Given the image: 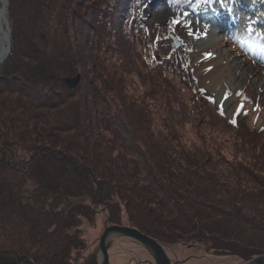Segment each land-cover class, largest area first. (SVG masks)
Masks as SVG:
<instances>
[{
	"label": "trees",
	"instance_id": "trees-1",
	"mask_svg": "<svg viewBox=\"0 0 264 264\" xmlns=\"http://www.w3.org/2000/svg\"><path fill=\"white\" fill-rule=\"evenodd\" d=\"M119 1L107 4L111 14L100 15L107 0L89 10L86 0H6L0 264H99L95 253L83 255L87 245L78 229L98 213L106 214L108 225L133 228L161 246L201 242L211 253L236 256L239 264L264 255V179L237 170L215 173L210 156L199 159L155 141L144 111L126 104L113 110L85 81L80 68L85 53L103 43L99 28L107 30L115 11L122 24L133 1L143 9L151 0H122L123 10ZM200 1L168 0V6H181L183 13ZM83 9L92 13L93 26L77 13ZM138 22L134 16L133 27ZM76 75V90L68 89L64 80ZM44 84L49 96L35 89ZM82 85L90 89L78 99L74 92ZM116 118L133 143L116 128Z\"/></svg>",
	"mask_w": 264,
	"mask_h": 264
},
{
	"label": "rangeland",
	"instance_id": "rangeland-1",
	"mask_svg": "<svg viewBox=\"0 0 264 264\" xmlns=\"http://www.w3.org/2000/svg\"><path fill=\"white\" fill-rule=\"evenodd\" d=\"M107 1L100 7V15L111 14L106 10L107 4L114 6L117 2ZM180 1L182 0H177ZM102 2L103 0H86L87 9L89 10L92 4L98 6ZM119 3L120 10L126 8L124 1ZM168 3V0H153V6L148 4L141 9L137 1H133L132 11L126 13L122 24H117L121 20H117L119 11H115L116 17H112L107 30L99 28L103 33V43L100 47L98 43L95 45L92 51L95 55L85 53V66L80 68L85 81L110 101L113 110H119L121 105L126 104L144 111L150 122L147 131L153 135L155 141L159 139L162 143L172 144L179 153L184 150L186 154L199 159H202L204 154L210 156L215 173L229 175L237 170L243 176L246 173L255 174L259 179H264V160L253 159L257 154L264 157V94L260 89L263 87V79L259 78V84V80L256 81L251 75L245 74L238 65L239 60L244 58L238 56L239 59L236 60V55L232 56L234 51L229 48H232V39L238 32H225L222 25L226 22L227 26L230 22L228 19L218 27L214 21L207 23L198 15L189 12L191 8L187 6L182 13L181 6L175 7L176 10L173 11ZM211 3L219 8L224 3L227 6L228 18L249 28L247 31L242 30L246 47L261 42L263 47L256 49V53L264 56V1L209 0L208 3L202 2L198 6V13L203 9L210 12ZM88 10L83 9L77 13L93 26L92 13ZM128 11L130 10L126 12ZM133 15L139 18L136 27L132 25ZM186 20L189 25L183 26L181 22ZM252 28H258V35L252 32ZM212 32L215 41L221 42L219 52L212 54L208 51L200 55L201 44L211 37ZM169 35L177 37L180 43L178 49L173 48V44L167 40ZM187 41L192 42L194 48H190ZM210 56H222V62L227 61L233 67L225 71L223 80L216 85L215 94L221 97L219 104L206 93V86L200 83L194 67L198 58L205 59ZM259 67L264 70L263 64L259 63ZM49 87V84H44L35 89L49 96ZM79 89L81 90L78 93L74 92L78 99L83 93L89 92L90 88L82 85ZM54 91L59 92V88ZM113 121L123 138L132 142L131 137L125 133L121 119L116 118ZM109 136L106 134V137ZM195 166L196 164L190 167ZM172 172L178 174L177 170ZM226 182L232 184V178L229 177ZM244 182L246 184L243 186L251 187L248 181ZM30 187L29 185L28 188ZM100 210L101 208H98L97 211ZM106 221V214L98 213L93 223L83 220L78 226L87 245L83 255L95 253L99 262L98 241ZM107 226L110 225L107 223ZM185 243L182 241L162 244L172 264L240 263L236 256L209 252L201 242ZM107 252L108 264H153L151 254L146 248L125 237H110L107 240Z\"/></svg>",
	"mask_w": 264,
	"mask_h": 264
},
{
	"label": "bare ground",
	"instance_id": "bare-ground-1",
	"mask_svg": "<svg viewBox=\"0 0 264 264\" xmlns=\"http://www.w3.org/2000/svg\"><path fill=\"white\" fill-rule=\"evenodd\" d=\"M155 1V0H154ZM264 1V0H263ZM153 0L149 2L150 6H153L151 4ZM202 3V2H201ZM197 4L194 8L189 9L191 13L198 15L201 19L204 21L210 22L214 21L215 25L220 27L222 25V22L226 19H228L227 26H225L226 22L222 25L225 32H232L233 30L238 32V35H236L232 41L233 45L231 51H234V54L232 56L236 55V60L239 59L238 56H241L244 58V60H239L240 62L238 65L240 66V69L245 72V74L251 75L256 81L259 80V78L262 80V85L264 87V70L259 67V63L264 65V56H260L256 53V49H260L259 47L262 45L260 42L258 45H255V43L250 46L246 47L244 44L245 40V35L243 34L242 30L247 31L249 28H247L244 24L242 26L241 23H238L237 21H231L229 17V14L227 12V6H225L224 11H223V3L222 7L217 9L215 8L216 5L211 3V10L210 12H207V9H203L201 13H198V6L201 4ZM235 3H238L235 1ZM149 6V7H150ZM236 6V5H235ZM218 7V6H216ZM241 11V9L239 8ZM237 11V10H236ZM230 12V10H229ZM225 16L227 18H225ZM175 19V18H174ZM7 6H6V1L5 0H0V64L3 62V60L7 56V49H8V43H9V22L7 24ZM181 24L183 26H188V22L182 21ZM255 25V24H254ZM259 26V25H258ZM9 28V29H8ZM188 29H192L191 27H188ZM261 30V28H260ZM264 31V28H263ZM252 32L258 35L257 33L259 32L258 28L254 29L252 28ZM210 33V32H209ZM211 37L209 36L208 39H206V42H203L201 44V48L199 50V54L201 55L202 53H210L216 54L220 50L221 42L215 41L213 32L210 34ZM177 39V37L175 36ZM189 46L194 48V44L190 41H187ZM223 57L218 56V58L210 56L209 58H203V59H197L194 63L195 70L197 72V76L200 80V83L203 86H206L205 90L206 93L215 98L217 104H219V99H221L220 96H217L216 93V85H218L219 82H221L224 78L225 71L231 70L233 67L230 66L229 62H222ZM260 84V80L258 81ZM260 87L262 93L264 94V88ZM163 248V247H162Z\"/></svg>",
	"mask_w": 264,
	"mask_h": 264
},
{
	"label": "water",
	"instance_id": "water-1",
	"mask_svg": "<svg viewBox=\"0 0 264 264\" xmlns=\"http://www.w3.org/2000/svg\"><path fill=\"white\" fill-rule=\"evenodd\" d=\"M6 6H7V2H6ZM9 38H10V29H9ZM169 38L172 40L174 48L177 49L180 45L178 40L173 35H169ZM9 49H10V40L8 43L7 54L9 53ZM9 79H19V78L12 76ZM79 81H80V75H76L74 78H68L64 80L68 89L75 88L79 84ZM107 223L108 221L104 223V230L98 241V251L100 254L99 264L109 263V256L107 252L106 242L110 237L113 236L125 237L139 243L141 246H143L149 251L153 260V264H172L165 250L162 248V246L159 245L153 239L141 234L139 231L133 228L122 227V226H107ZM244 264H264V255L258 256Z\"/></svg>",
	"mask_w": 264,
	"mask_h": 264
},
{
	"label": "snow or ice",
	"instance_id": "snow-or-ice-1",
	"mask_svg": "<svg viewBox=\"0 0 264 264\" xmlns=\"http://www.w3.org/2000/svg\"><path fill=\"white\" fill-rule=\"evenodd\" d=\"M202 2H204V3H208L209 0H202ZM174 23H175V21H174ZM242 107H243V105L240 106V108H242ZM240 108L237 109V114H239V112H240ZM233 123H235V121H233Z\"/></svg>",
	"mask_w": 264,
	"mask_h": 264
}]
</instances>
